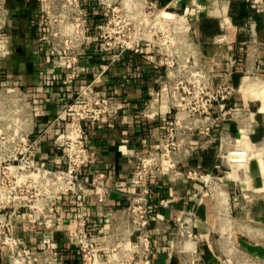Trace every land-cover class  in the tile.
<instances>
[{
  "label": "built area",
  "instance_id": "built-area-1",
  "mask_svg": "<svg viewBox=\"0 0 264 264\" xmlns=\"http://www.w3.org/2000/svg\"><path fill=\"white\" fill-rule=\"evenodd\" d=\"M86 2L39 0L34 14L49 58L65 69V98L56 119L65 122L56 135L63 156L61 166L47 165L34 154L40 110L26 82L3 72L0 75V248L9 264L52 263L56 248L28 246L15 232V219L25 214L39 216L44 230H54L60 221L56 203L69 195L77 196L84 207L75 222L80 264H154L156 238L160 235L167 237L174 259L171 264H210L202 252L203 228L215 237L221 255L232 264H264V258L235 238L248 231L264 233V223L254 224L240 212L249 210L264 194L249 186L253 179L246 168L253 160H262L264 166V139L253 138L260 107L235 101L242 95L252 104L262 103L264 118V93L258 97L245 91L248 83L264 85V76L257 70H247L238 86L227 76L213 84V67L196 50L186 10L153 0H99L98 12ZM99 13L102 24L92 33L93 15ZM10 17L7 0H0V61L11 52L7 30ZM92 42L97 43L98 51L111 53L113 61L127 51H141L143 44L150 42L157 46L166 66L160 88L144 111L148 118L164 120L165 128L147 142V150L139 153L131 189L124 193L126 202L119 203L109 215V229L103 236L105 260L85 198L92 196L103 206L113 188L107 183L106 171L96 172L92 179L86 177L94 156L88 134L91 127L115 112V107L105 91L74 87L81 76L82 56ZM182 46L188 53L184 65L179 53ZM236 62L231 59L232 70ZM180 66L189 68L182 72ZM226 123L236 125L239 137L226 129ZM212 143L219 146L220 173L189 163L198 149ZM163 180L191 184V205L177 208L174 217L166 216L163 209L172 207L179 198L158 196L156 185ZM207 204L214 209L215 223L200 214V208Z\"/></svg>",
  "mask_w": 264,
  "mask_h": 264
},
{
  "label": "crops",
  "instance_id": "crops-1",
  "mask_svg": "<svg viewBox=\"0 0 264 264\" xmlns=\"http://www.w3.org/2000/svg\"><path fill=\"white\" fill-rule=\"evenodd\" d=\"M39 0H7L10 8L11 52L0 61V75L23 79L27 89L34 96L39 114L37 116V142L34 154L47 165H62L61 148L56 135L64 121H56L65 98L62 78L65 69L49 58L50 52L42 44L34 14ZM162 6H176L186 10L192 24L196 50L202 59L213 67V84L222 82L225 76L238 86L247 70H257L264 76V0H153ZM91 10L101 11L99 0H87ZM102 15H93L92 33L102 24ZM223 37L217 40L216 37ZM156 45L145 42L141 51L125 52L112 60V54L98 51L97 43H89L80 63L81 76L75 81V89L90 86L95 92H107L112 98L115 112L104 121L89 129L88 142L93 150V159L87 167L86 177L92 179L96 172H107V183L113 188L109 201L101 206L92 196H86L85 207L92 216V229L105 260L103 236L109 229V215L119 203L125 204L124 193L131 189L130 179L135 170L138 155L147 150V142L153 135L165 128L161 118L152 119L144 115L153 93L160 88L166 66ZM236 59L235 68L230 61ZM235 101L252 105L258 110V124L253 132L256 141L264 139V118L262 103H250L239 95ZM226 129L239 137L236 125L226 123ZM218 130H216L217 132ZM219 146L212 143L198 149L191 157V165L220 173L222 167L217 161ZM253 182L249 185L264 191V166L262 160L247 164ZM248 185H244L247 187ZM191 184L182 180L168 184L164 180L156 185L158 196L176 195L170 208L163 211L174 217L177 208L190 206ZM57 210L60 221L56 229L46 231L39 216L19 215L15 219V232L23 237L33 249L52 245L56 256L51 264H80L76 248L75 222L84 207L75 195L58 199ZM203 219L215 223L211 204L200 208ZM254 224L264 223V194L255 200L249 210L240 211ZM202 252L210 264H232L221 255L214 236L202 230ZM236 240L255 255L264 258V233L248 231L235 235ZM214 241V243H213ZM174 262L166 236H157L154 264ZM0 264H9L0 248Z\"/></svg>",
  "mask_w": 264,
  "mask_h": 264
},
{
  "label": "bare ground",
  "instance_id": "bare-ground-1",
  "mask_svg": "<svg viewBox=\"0 0 264 264\" xmlns=\"http://www.w3.org/2000/svg\"><path fill=\"white\" fill-rule=\"evenodd\" d=\"M245 91L249 93L251 96H258L264 93V85L261 87L257 86L255 83H248L246 85Z\"/></svg>",
  "mask_w": 264,
  "mask_h": 264
},
{
  "label": "rangeland",
  "instance_id": "rangeland-1",
  "mask_svg": "<svg viewBox=\"0 0 264 264\" xmlns=\"http://www.w3.org/2000/svg\"><path fill=\"white\" fill-rule=\"evenodd\" d=\"M122 0H116L117 3H121ZM183 47V46H182ZM170 52V51H169ZM180 53V62L181 65H184L183 61L186 60L187 58V50L183 48H180L179 50ZM197 59H199V57L197 56ZM177 69H179V66H176ZM189 67L188 66H180V69L182 70V72L186 71Z\"/></svg>",
  "mask_w": 264,
  "mask_h": 264
}]
</instances>
